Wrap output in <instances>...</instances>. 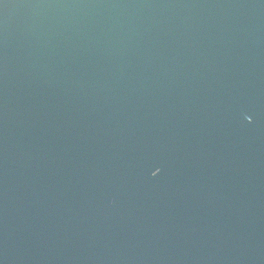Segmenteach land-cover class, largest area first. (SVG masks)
<instances>
[{
  "label": "water",
  "instance_id": "obj_1",
  "mask_svg": "<svg viewBox=\"0 0 264 264\" xmlns=\"http://www.w3.org/2000/svg\"><path fill=\"white\" fill-rule=\"evenodd\" d=\"M0 264H264V0H0Z\"/></svg>",
  "mask_w": 264,
  "mask_h": 264
}]
</instances>
